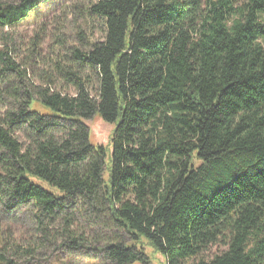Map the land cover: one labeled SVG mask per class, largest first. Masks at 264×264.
<instances>
[{
  "label": "trees",
  "instance_id": "1",
  "mask_svg": "<svg viewBox=\"0 0 264 264\" xmlns=\"http://www.w3.org/2000/svg\"><path fill=\"white\" fill-rule=\"evenodd\" d=\"M45 1L0 0V212L27 209L34 229L23 245L0 226V264L57 245L132 264L142 242L166 264H264V0H91L103 40L54 65L74 95L17 60L9 30ZM95 114L115 124L108 166Z\"/></svg>",
  "mask_w": 264,
  "mask_h": 264
},
{
  "label": "rangeland",
  "instance_id": "2",
  "mask_svg": "<svg viewBox=\"0 0 264 264\" xmlns=\"http://www.w3.org/2000/svg\"><path fill=\"white\" fill-rule=\"evenodd\" d=\"M91 0H47L41 3L30 14V17L13 29L9 30L11 37H14L17 45V60H23L26 66V77L28 82L34 86H44L46 75L49 77L51 88L74 95V89L63 83L54 72V65L57 61L65 64H74L71 53L73 48L86 50L94 42H101L105 36V25L102 19L90 16L87 13V4ZM81 5H84L81 7ZM81 11V12H80ZM35 46L34 51H31ZM29 64V65H28ZM80 73L88 81L89 92L95 95L97 82L92 73L86 67L79 68ZM35 109L43 113L49 110L36 106ZM83 122L90 129V141L92 144L105 146V164L108 166L111 157V138L115 124L103 121L97 114ZM20 140H25L23 134L19 133ZM107 172L105 171V176ZM45 189L59 194L60 191L48 183L39 182ZM77 213V212H76ZM107 217V216H106ZM76 221L72 230L84 231L85 237L94 238L97 231L95 226L88 225L86 215L77 213ZM0 226L4 234L14 236L21 244H26L33 234V224L30 220V213L27 209H20L18 212H0ZM61 227H56L60 230ZM112 225L108 223L105 229L106 234L111 236ZM56 244L61 240L60 236L55 237ZM137 245L142 248L144 257L141 261L132 264H166L163 253L156 250L148 243ZM103 245V244H102ZM59 248V246L57 245ZM49 247L43 249L39 256L43 264H106L102 257H93V252L82 250H65ZM222 250L219 246H212L205 254L206 258H211L215 253ZM16 264H28L24 258L15 259ZM192 261L186 264H192Z\"/></svg>",
  "mask_w": 264,
  "mask_h": 264
}]
</instances>
